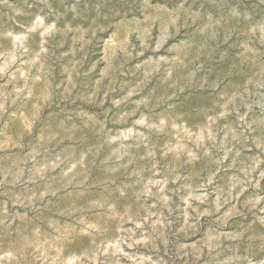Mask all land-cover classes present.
Wrapping results in <instances>:
<instances>
[{
	"label": "rangeland",
	"instance_id": "obj_1",
	"mask_svg": "<svg viewBox=\"0 0 264 264\" xmlns=\"http://www.w3.org/2000/svg\"><path fill=\"white\" fill-rule=\"evenodd\" d=\"M0 264H264V0H0Z\"/></svg>",
	"mask_w": 264,
	"mask_h": 264
}]
</instances>
